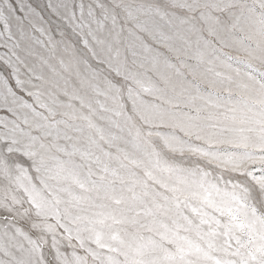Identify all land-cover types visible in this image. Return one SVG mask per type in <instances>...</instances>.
<instances>
[{
    "label": "snow or ice",
    "instance_id": "snow-or-ice-1",
    "mask_svg": "<svg viewBox=\"0 0 264 264\" xmlns=\"http://www.w3.org/2000/svg\"><path fill=\"white\" fill-rule=\"evenodd\" d=\"M0 264H264V0H0Z\"/></svg>",
    "mask_w": 264,
    "mask_h": 264
}]
</instances>
